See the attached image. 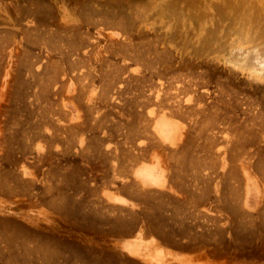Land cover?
Wrapping results in <instances>:
<instances>
[{
  "label": "rangeland",
  "instance_id": "rangeland-1",
  "mask_svg": "<svg viewBox=\"0 0 264 264\" xmlns=\"http://www.w3.org/2000/svg\"><path fill=\"white\" fill-rule=\"evenodd\" d=\"M162 1L242 12L235 24L222 14L204 16V26H222L225 51L194 53L189 43L204 31L191 20L181 28L172 10L157 14ZM162 1L0 0V264H151L116 244L136 232L164 252L188 254L187 264H264V80L248 79L223 59L228 43L249 45L260 35L264 43V0ZM175 26L169 43L176 50L153 41ZM125 48L129 60L121 59ZM156 55L153 77L144 66ZM67 62L76 64L69 69ZM121 64L123 73L111 70ZM87 73L91 80L81 83ZM148 86L158 101L150 92L136 116L132 105L146 100ZM168 108L183 113L172 116L185 126L177 147L152 132V118ZM150 158L166 174L162 188L133 179L135 165ZM120 190L129 201L108 198ZM162 258L160 251L146 255Z\"/></svg>",
  "mask_w": 264,
  "mask_h": 264
},
{
  "label": "bare ground",
  "instance_id": "bare-ground-1",
  "mask_svg": "<svg viewBox=\"0 0 264 264\" xmlns=\"http://www.w3.org/2000/svg\"><path fill=\"white\" fill-rule=\"evenodd\" d=\"M162 1V0H161ZM182 1V0H181ZM224 1V0H223ZM142 2V1H141ZM164 2V3H163ZM197 2V1H196ZM156 3V2H155ZM238 3V2H237ZM140 5V4H139ZM157 14H159V13H164L163 12V10H166V11H168L169 13L167 14V13H164V15H170V13H171V10H172V12H174L173 14H176V16H175V18H176V21H178L179 22V25L178 26H180L181 28H183L182 26H184V21H185V23L186 22H188L189 20H191V22L193 21V22H195L196 23V25H198L197 26V31H198V33H200L201 31L203 32V33H200L199 34V36H197V37H195V39L192 41V42H190L189 44L191 45V49L194 51V53L196 52H199V51H204V50H209V51H212V50H222V49H220L221 47H224L225 48V45L224 44H220L219 42H220V40L222 39V37L221 36H219L218 35V31H219V28L220 27H222V26H220L219 28H218V24H216V25H213L212 23H208V26H204L205 24H204V21H209L210 22V19H206V20H203L204 18V16L206 17L207 15L209 16V15H211V17H212V15L213 14H216V15H220V14H222L223 15V17L225 18V19H227V20H229L228 22L229 23H233V24H235L234 22V20L239 16V14H238V12H240L238 9H236V8H228V7H231V6H227V7H225V6H223V5H225V4H223L222 5V3H221V5L222 6H215L214 8H213V10L212 11H210L209 10V8H206V7H199V6H197V5H195V4H193V5H190V6H183V5H181V6H176L175 4H169L168 3V1H162V2H160V3H158L157 2ZM200 6H202V4L200 5ZM210 6V5H209ZM166 8V9H165ZM253 9V8H252ZM140 10V9H139ZM241 10H243V9H241ZM249 10V9H248ZM153 11V10H152ZM237 11V12H236ZM245 11V10H244ZM154 12V11H153ZM156 12V11H155ZM154 12V13H155ZM214 12V13H213ZM242 12V11H241ZM240 12V13H241ZM140 14V13H139ZM172 14V15H173ZM244 13H242V15H243ZM142 15V16H141ZM159 15H163V14H159ZM158 15V16H159ZM141 16V18H139ZM140 16L138 15V16H135V18L137 17V18H139V19H144V16H145V12L144 13H142V14H140ZM148 16H149V14H148ZM129 17V16H128ZM134 17V16H133ZM160 17V16H159ZM240 17V16H239ZM260 17V16H259ZM134 18V19H135ZM136 18V19H137ZM163 18H168V17H163ZM171 18V17H170ZM98 19V18H97ZM150 19V18H149ZM153 19V18H152ZM156 19V18H155ZM173 19V18H172ZM213 19H215V18H213ZM158 20V19H157ZM167 20V19H166ZM168 20H169V18H168ZM167 20V21H168ZM215 20H217L218 21V19H215ZM132 21V20H131ZM176 21H175V23H176ZM234 21V22H233ZM237 21V20H236ZM240 21V20H239ZM153 22H154V20H153ZM170 22H171V24H170V27H172L174 24H172V21H171V19H170ZM249 22H250V20H249ZM99 23V22H98ZM142 23V22H141ZM167 23V24H168ZM238 23V22H237ZM164 24H166V21H165V23ZM204 24V25H203ZM246 24V23H245ZM152 25V24H151ZM176 25V24H175ZM221 25V24H220ZM191 26V25H190ZM224 26V25H223ZM163 28H164V26H162ZM161 27V28H162ZM176 27V26H175ZM171 28V30L168 32V31H164V32H162V33H160V34H162L161 36L162 37H157L156 39H153V41L155 42H157L158 44L160 43V41L162 40L163 41V44H165L164 46L166 47L167 46V49L169 48V47H173V49H175L174 47L175 46H172L169 42H171V41H173V38H174V36L176 35V32H179V30H178V28L176 27V28ZM192 27V26H191ZM238 27V26H237ZM166 28V27H165ZM181 28H179V29H181ZM226 28V27H225ZM143 29H145V28H143ZM158 29H160V28H158ZM188 29V28H187ZM235 29V28H234ZM161 30V29H160ZM183 30V29H182ZM228 30V29H227ZM156 31V30H155ZM185 31V30H184ZM222 31V30H221ZM231 31V30H230ZM248 31V30H247ZM250 31H252V30H250ZM256 31V30H255ZM32 32V31H31ZM144 32L145 31H143V30H137V32H136V35L138 36V37H140V36H143L144 35ZM183 32V31H182ZM235 32V31H234ZM264 32V31H263ZM222 33V32H221ZM220 33V34H221ZM251 33V32H250ZM249 33V34H250ZM257 33V32H256ZM254 34L255 36L257 35V34H259V33H257V34ZM30 34V33H29ZM38 34V33H37ZM239 34V33H238ZM242 34V33H241ZM262 34V33H261ZM251 35V34H250ZM123 36V35H122ZM242 36V35H241ZM263 36V35H262ZM261 35L260 36H257L256 38H259L260 37V39H261V37H262ZM27 37V36H26ZM34 37V36H33ZM238 37V36H237ZM249 37V36H248ZM128 38H129V36H128ZM241 38V37H240ZM239 38V39H240ZM251 38V37H250ZM229 39V38H228ZM260 39H259V41H258V39H257V42L256 41H254V40H256V39H254L253 41L254 42H250V44L249 45H243V44H234L233 42H231V43H228V44H226V56L223 58L224 59V63L225 64H227V65H230V67L232 68V69H235L236 71H239V72H241V73H244L246 76H247V78L248 79H250L251 78V80H264V43L262 44H260V43H258V42H261L260 41ZM244 41V40H243ZM127 42V41H126ZM155 42V43H156ZM175 42V41H174ZM262 42H264L263 40H262ZM150 43H151V41H147V44H148V49L150 48ZM168 43V44H167ZM245 43V42H244ZM153 44V43H152ZM130 44H128V46H129ZM161 45V44H160ZM183 45V44H182ZM215 45V46H214ZM62 46V45H61ZM123 46H127V44L126 45H123ZM178 46V45H177ZM176 46V47H177ZM151 47H152V45H151ZM162 47V46H161ZM87 48V47H86ZM190 48V47H189ZM154 49V48H153ZM84 50V49H83ZM152 50V49H151ZM156 50V49H155ZM176 50V49H175ZM190 50V49H189ZM224 50V49H223ZM122 52H121V54H123L122 56H121V59H124V60H129V59H131V57L130 56H128V55H125V54H127V51H126V48L123 50H121ZM225 51V50H224ZM163 53H165L166 51H162ZM140 53V52H139ZM160 53H161V51H160ZM159 53V54H160ZM168 53V52H167ZM183 53V52H182ZM204 53V52H203ZM202 53V54H203ZM209 53V52H208ZM216 53V52H215ZM218 53H220V52H218ZM217 53V54H218ZM222 53V52H221ZM117 54V53H116ZM115 54V55H116ZM147 54H149L150 55V53L148 52ZM152 54V53H151ZM154 54V53H153ZM172 54V53H171ZM181 54V53H180ZM209 54H211V52L209 53ZM65 55V54H64ZM141 55H143V53H141ZM158 55H156L155 57H150L149 59H147L146 60V63H145V66H144V69H146V71H147V73L149 74V76H153V77H156L157 75H158V69H157V67L156 66H154V64L155 63H157V60H159V58L157 57ZM77 57V56H76ZM137 57L138 58H140V55H137ZM171 57V56H170ZM85 58V57H84ZM88 58V57H87ZM133 58V57H132ZM222 58V57H221ZM27 59V58H26ZM33 59V58H32ZM73 59V58H72ZM80 59V58H79ZM175 59V58H174ZM206 59V58H205ZM38 60V59H37ZM41 60V59H40ZM87 60V59H86ZM96 60L98 61V60H103V61H106V60H104L103 59V57H98V58H96ZM139 60V59H138ZM217 60V59H216ZM216 60H214V61H216ZM74 61V60H73ZM77 61H78V59H76V63H77ZM88 61H90L89 60V58H88ZM53 62V61H52ZM85 62V61H84ZM87 62V61H86ZM110 62V61H109ZM55 63V62H54ZM68 64H67V67L69 68V69H72V67L76 64L75 62H67ZM98 63V62H97ZM209 63V62H208ZM113 64V63H112ZM111 64H109V66H110ZM125 65V64H124ZM124 65H122L121 64V66H117L116 68L113 66L112 68H111V70L113 69V71H117V72H119V73H123V71L125 70V68H126V66H124ZM43 66V65H42ZM106 66V65H105ZM108 66V65H107ZM108 66V67H109ZM32 67V66H31ZM59 67V66H58ZM66 67V66H65ZM84 67V66H83ZM107 67V68H108ZM46 68V67H45ZM62 68V67H61ZM60 68V69H61ZM44 69V68H43ZM54 69V68H53ZM53 69H51V70H49V71H51L52 72V70ZM59 69V68H58ZM59 69V71H62V70H60ZM84 69V68H83ZM138 70V69H137ZM231 70V69H230ZM27 71V70H26ZM37 71V70H36ZM46 71V70H45ZM58 71V70H57ZM58 71V72H59ZM74 71V70H73ZM143 71V70H142ZM232 71V70H231ZM28 72V71H27ZM39 72V71H38ZM41 72V71H40ZM135 72H137V71H135ZM29 73V72H28ZM72 73V72H71ZM127 73V72H126ZM138 73V72H137ZM145 73V72H144ZM25 74V73H24ZM27 74V73H26ZM54 74V73H53ZM55 74H56V72H55ZM59 74H61V73H59ZM63 74V73H62ZM61 74V75H62ZM66 74V73H65ZM64 74V75H65ZM47 75V74H46ZM57 75V74H56ZM180 75V74H179ZM26 76V75H25ZM34 76V75H33ZM53 76V75H52ZM122 76V75H121ZM124 76V75H123ZM128 76V75H127ZM173 76V75H172ZM57 77V76H56ZM55 77V78H56ZM61 77V76H60ZM71 77V76H70ZM76 78V77H75ZM113 78V77H112ZM143 78V76H140V77H138L137 79H142ZM189 78V77H188ZM45 79H47V78H45ZM53 79H54V77H53ZM86 79H88L87 81H90L91 80V78H90V76H89V74L87 73V74H84V76H82V77H79V80L81 81V83H82V81L84 82ZM98 79V78H97ZM117 79V78H116ZM47 80H50V79H47ZM59 80H60V78H59ZM74 80V79H73ZM77 80V79H76ZM159 80V79H158ZM174 80V79H173ZM185 80H187V77H186V79ZM51 81V80H50ZM54 81H56V79H54ZM79 81V82H80ZM116 81V80H115ZM118 81V80H117ZM45 82H47L46 80H45ZM176 82V81H175ZM186 82H188V81H186ZM261 82H263V81H261ZM260 82V83H261ZM112 83V82H111ZM120 83V82H119ZM149 83V82H148ZM39 84V83H38ZM54 84H56V83H53V87H54ZM164 84V83H163ZM175 84V83H174ZM41 85H42V83H41ZM49 85V84H48ZM58 85V84H57ZM64 85V84H63ZM93 85V84H92ZM147 85V84H146ZM194 85V84H193ZM51 86V85H50ZM90 86V85H89ZM179 86V85H178ZM39 87H42V86H39ZM46 87V86H45ZM59 87H60V85H59ZM91 87V86H90ZM35 88H37V87H35ZM43 88H44V86H43ZM42 88V89H43ZM79 88H80V86H79ZM87 88V87H86ZM176 88H178V87H176ZM175 88V89H176ZM185 88V87H184ZM39 89V88H38ZM45 89V88H44ZM56 89V88H55ZM88 89V88H87ZM90 89V88H89ZM154 88H152V86H148L147 87V93L148 94H143V92H141L140 91V93L139 94H137V96H140V94H143V95H145L144 97H146V100H144V99H142V101H136V102H134L133 103V105L132 106H134L135 107V109L136 108H138V106H141V105H143V106H146L147 105V103H149V96H150V92H152V97H154L153 99H154V101L152 100V102H154V103H157V101H158V99H157V97H158V90H157V93H154L152 90H153ZM181 89V88H180ZM81 90V89H80ZM79 90V91H80ZM91 91H92V89H90ZM94 90V89H93ZM110 90V89H109ZM191 90V89H190ZM40 91V90H39ZM45 91H48V90H45ZM87 91V90H86ZM180 91V90H179ZM44 92V91H43ZM84 92V91H83ZM190 92V91H189ZM45 93V92H44ZM47 93V92H46ZM53 93H54V91H53ZM88 95H87V97L85 98L86 99V106L85 107H87L88 108V104H90V105H93V103L91 104V99L92 98H90V91H88ZM175 93H177V90H176V92ZM174 93V94H175ZM40 94H41V92H40ZM48 94V93H47ZM87 94V93H86ZM44 95V94H43ZM49 96H50V94H48ZM52 95V94H51ZM55 95V94H54ZM85 95V94H84ZM90 95V96H89ZM109 95V94H108ZM180 95V94H179ZM198 95V94H197ZM34 96V95H33ZM53 96V95H52ZM161 96V95H160ZM202 96V95H201ZM248 96V95H247ZM56 97V96H55ZM77 97V96H76ZM143 97V98H144ZM179 97V96H178ZM183 97H185V96H183ZM36 98V97H35ZM42 98V97H41ZM40 98V99H41ZM52 98H54V96L52 97ZM177 98V97H176ZM245 98V97H244ZM31 99V98H30ZM77 99V98H76ZM175 99V98H174ZM43 100H44V98H43ZM61 100V99H60ZM144 100V101H143ZM46 101H48V100H46ZM46 101L45 102H43V103H46ZM171 101V100H170ZM192 101V100H191ZM36 102H39L38 100L36 101ZM174 102V101H173ZM58 103V102H57ZM77 103V102H76ZM172 103V102H171ZM199 103V102H198ZM250 103V102H249ZM37 104V103H36ZM79 104V103H78ZM84 104V103H83ZM132 104V103H131ZM247 104V103H246ZM49 105V104H48ZM196 105H198L197 103H196ZM46 106H47V104H46ZM57 106H58V104H57ZM60 106H65V104L64 103H62V105L60 104ZM161 106V105H160ZM169 106V105H168ZM199 106H200V104H199ZM198 106V107H199ZM156 107V106H155ZM46 108V107H45ZM90 108V107H89ZM133 108V107H132ZM160 108V107H159ZM174 108V107H173ZM178 108H180V107H178ZM177 108V109H178ZM200 108V107H199ZM252 108V107H251ZM256 108V107H255ZM82 109V108H81ZM145 109H147V108H145ZM177 109H175V110H172V109H164V110H162V111H159L158 113V115H154V114H156L155 113V111L154 112H146L145 110V114L147 115V116H152V115H154V118H152V132H153V134L156 136V137H158V139H159V141L161 142V143H163V144H167V145H169V146H174V147H177L176 145L177 144H179V142L181 141V139H182V136H183V134H182V132H183V128H185V126H183V124L179 121H177L175 118H173L172 116L173 115H176L177 117L178 116H181V115H183V113H181V112H179V111H177ZM197 109V108H196ZM248 109V108H247ZM86 110V109H85ZM93 110H94V108H93ZM137 110V109H136ZM135 110V112H134V114L136 115V116H140L139 115V112L140 111H136ZM43 111V110H42ZM61 111V110H60ZM198 111H200V109L198 110ZM217 111V110H216ZM224 111V110H223ZM30 112V111H29ZM96 112V111H95ZM201 113H202V111H201ZM205 113V112H204ZM33 114V113H32ZM31 114V115H32ZM53 114H54V112H53ZM64 114H65V112H64ZM89 114V113H88ZM92 114V113H91ZM97 114V113H96ZM108 113H105L104 115H103V117L104 116H106ZM235 114V113H234ZM249 114V113H248ZM254 114V113H253ZM54 115H56V114H54ZM53 115V116H54ZM94 115V114H93ZM196 115V114H195ZM146 116V117H147ZM228 116V115H227ZM64 117V116H63ZM90 117V116H89ZM35 118V117H34ZM66 118V117H65ZM109 118V117H108ZM189 118V117H188ZM46 119V118H45ZM62 119V118H61ZM87 119V118H86ZM145 119V118H144ZM147 119V118H146ZM192 119V118H191ZM261 119V118H260ZM56 120V119H55ZM63 120H64V118H63ZM102 120H104V119H102ZM101 120V121H102ZM147 120H149V119H147ZM262 120H264V119H262ZM262 120H261V122H262ZM33 121V120H32ZM59 121H61V120H59ZM100 121V120H99ZM56 122H58L57 120H56ZM104 122V121H103ZM144 122V121H143ZM191 122V121H190ZM260 122V121H259ZM264 122V121H263ZM59 123V122H58ZM68 123V122H67ZM86 123V122H85ZM151 123V122H150ZM107 124V123H106ZM74 125V124H73ZM100 125V124H99ZM203 125V124H202ZM237 125V124H236ZM261 125V124H260ZM263 125H264V123H263ZM91 126V125H90ZM58 127V126H57ZM67 127V126H66ZM78 127V126H77ZM76 127V128H77ZM102 127V126H101ZM193 127V126H192ZM79 128V127H78ZM91 128V127H90ZM245 128V127H244ZM34 131V130H33ZM38 131V130H37ZM59 131V130H58ZM69 131V130H68ZM78 131V130H77ZM43 132V131H42ZM213 132V131H212ZM210 132H208V134H209ZM234 133V132H233ZM30 134V133H29ZM63 134V133H62ZM152 134V133H151ZM211 134V133H210ZM264 134V133H263ZM262 134V135H263ZM213 135V134H212ZM213 137H214V135H213ZM262 137V136H261ZM39 138V137H38ZM221 138V137H220ZM230 138V137H229ZM264 138V137H263ZM227 139H228V137H227ZM212 140V139H211ZM259 141V140H258ZM261 141H262V138H261ZM263 141H264V139H263ZM214 142V141H213ZM218 142H219V140H218ZM233 142V141H232ZM235 142V141H234ZM233 142V143H234ZM69 143V142H68ZM226 143V142H225ZM232 143V144H233ZM236 144V143H235ZM239 144V143H238ZM214 145V144H213ZM218 145V144H217ZM226 145H229L228 144V142H227V144ZM230 145H231V143H230ZM229 145V146H230ZM234 145V144H233ZM211 146V145H210ZM256 146V145H255ZM209 147V146H208ZM216 147V146H215ZM224 147V146H223ZM226 147V146H225ZM228 147V146H227ZM227 147H226V150H227ZM211 148V147H210ZM214 148V147H213ZM231 148V147H230ZM233 148V147H232ZM215 149V148H214ZM216 150H219V148L218 149H216ZM223 150H224V148H223ZM238 150V149H237ZM249 151V150H248ZM208 152V151H207ZM223 152V151H222ZM232 153V152H231ZM226 154V153H225ZM228 155H230V154H228ZM243 156V155H242ZM245 157V156H244ZM254 158V157H253ZM252 158V159H253ZM226 159L228 160V156L226 157ZM243 159V158H242ZM245 159V158H244ZM224 159H223V156H221V159H219V161H220V164L221 163H223L224 161H223ZM215 161V160H214ZM230 161V160H229ZM247 161V160H246ZM177 162V161H176ZM216 163V162H215ZM217 163H219V162H217ZM227 163H228V161H227ZM262 164V163H261ZM204 165V164H203ZM216 165V164H215ZM229 165V164H228ZM219 166V165H218ZM250 166V165H249ZM157 172V171H156ZM151 174H153V173H151ZM244 178L247 180V174L246 173H244ZM249 176V175H248ZM47 193V192H46ZM53 198V197H52ZM182 216V215H181Z\"/></svg>",
  "mask_w": 264,
  "mask_h": 264
},
{
  "label": "crops",
  "instance_id": "crops-1",
  "mask_svg": "<svg viewBox=\"0 0 264 264\" xmlns=\"http://www.w3.org/2000/svg\"><path fill=\"white\" fill-rule=\"evenodd\" d=\"M154 158H150L145 162H141L135 165L132 170L133 179L136 181L139 187L145 189L162 188L167 183V177L162 170L158 161ZM157 171V172H156ZM153 173V174H151ZM110 200L116 203H125L129 201L130 196L123 191H111ZM116 244L119 248L131 257L141 256L147 263L162 264L164 261V255L169 256L172 260H177L184 264L193 261V258L188 254L180 252H164L159 246L155 245L154 241L148 237H142L140 232H136L134 235L125 236L116 239ZM156 251H160L162 255V262L156 263L146 259V255H153Z\"/></svg>",
  "mask_w": 264,
  "mask_h": 264
}]
</instances>
